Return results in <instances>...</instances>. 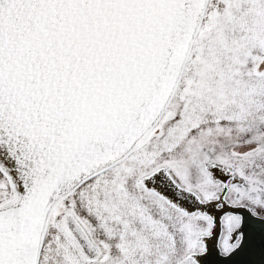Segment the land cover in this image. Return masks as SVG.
<instances>
[{
  "label": "snow or ice",
  "instance_id": "snow-or-ice-1",
  "mask_svg": "<svg viewBox=\"0 0 264 264\" xmlns=\"http://www.w3.org/2000/svg\"><path fill=\"white\" fill-rule=\"evenodd\" d=\"M0 264H264V0H0Z\"/></svg>",
  "mask_w": 264,
  "mask_h": 264
}]
</instances>
